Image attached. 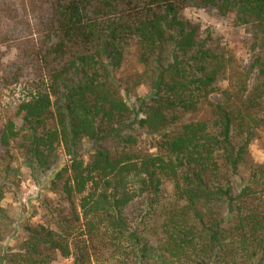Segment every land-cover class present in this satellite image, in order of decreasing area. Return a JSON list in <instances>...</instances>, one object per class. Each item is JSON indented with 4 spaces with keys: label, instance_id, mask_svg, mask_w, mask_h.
<instances>
[{
    "label": "trees",
    "instance_id": "1",
    "mask_svg": "<svg viewBox=\"0 0 264 264\" xmlns=\"http://www.w3.org/2000/svg\"><path fill=\"white\" fill-rule=\"evenodd\" d=\"M187 8L249 28L250 69L233 70L181 17ZM38 27L49 85L18 106L0 144L20 141L37 173L56 168L62 148L51 191L69 210L6 250L0 182V264H264V164L243 179L264 132V0H50ZM130 45L143 96L119 77ZM203 105L205 118L191 119ZM141 133L154 154L139 152Z\"/></svg>",
    "mask_w": 264,
    "mask_h": 264
},
{
    "label": "rangeland",
    "instance_id": "2",
    "mask_svg": "<svg viewBox=\"0 0 264 264\" xmlns=\"http://www.w3.org/2000/svg\"><path fill=\"white\" fill-rule=\"evenodd\" d=\"M49 11L50 0H0V136L4 125L9 121L19 123L16 116L18 106L31 100L38 91L46 90L49 85L47 68L41 57L36 55L39 52L41 36L38 26ZM181 17L196 27L201 39H207L210 46L231 59L233 70L250 69L259 50L253 48V37L249 28L238 26L232 19L222 18L215 11L197 8L183 10ZM141 72L135 47L130 45L119 77L130 78L131 95L137 93L138 96H143L146 93L144 86L133 84L137 82L135 75ZM256 74L253 73L250 78V88L257 82ZM227 84L224 83L222 87L227 89ZM210 98L215 102L222 100L218 93ZM206 114L207 106L203 105L191 119H204ZM154 138L141 133L139 152L154 154ZM20 143H12L8 150L0 144V182H6L1 206L7 215L2 227V246L12 252L20 249L28 226L55 228L54 211L69 210V206L51 191V181L55 173L68 161L63 149L58 151L56 168L50 172L37 173L25 164L19 150ZM84 147L87 153L92 151L89 143H85ZM250 152V164L243 174L246 182L252 166L264 164V132L252 144ZM7 155L11 158L7 159ZM8 163L10 174L4 171V165ZM53 264H72V261L59 258Z\"/></svg>",
    "mask_w": 264,
    "mask_h": 264
}]
</instances>
